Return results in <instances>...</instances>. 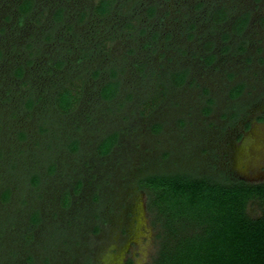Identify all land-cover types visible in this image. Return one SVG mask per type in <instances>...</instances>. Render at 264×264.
I'll use <instances>...</instances> for the list:
<instances>
[{
	"label": "rangeland",
	"instance_id": "rangeland-1",
	"mask_svg": "<svg viewBox=\"0 0 264 264\" xmlns=\"http://www.w3.org/2000/svg\"><path fill=\"white\" fill-rule=\"evenodd\" d=\"M21 1L0 0V264H155L164 228L140 178L264 181V0H116L100 17L98 0H33L24 15ZM113 72L118 92L102 99ZM65 85L79 97L64 113Z\"/></svg>",
	"mask_w": 264,
	"mask_h": 264
},
{
	"label": "trees",
	"instance_id": "trees-1",
	"mask_svg": "<svg viewBox=\"0 0 264 264\" xmlns=\"http://www.w3.org/2000/svg\"><path fill=\"white\" fill-rule=\"evenodd\" d=\"M115 1L98 0L93 6L94 14L99 17L106 15ZM33 3V0H22L18 6L20 14L30 12ZM154 11L155 6L148 7V14L152 15ZM217 15V20L226 17L222 8ZM54 18L62 19V8L55 11ZM83 18L84 14H81L78 20ZM247 22L248 15L241 14L235 18L232 28L241 33ZM125 26L130 27L131 24L126 23ZM228 37L223 35L225 40ZM228 49L229 45L223 47V51ZM215 58V52L205 57L207 63H212ZM15 74L22 76L23 67H17ZM187 77L188 69L170 73L171 81L177 86L182 85ZM119 83L113 72L111 78L100 86L99 96L105 100L112 99L118 92ZM243 88L242 83L233 86L231 98L237 97ZM78 97L79 91L65 85L57 91L54 101L57 108L65 113L76 106ZM211 101L209 98L208 102ZM34 102L29 98L26 106L31 108ZM209 111L210 108L206 107V113ZM259 119L264 120V116ZM116 140V132L102 138L97 145L98 153H109ZM69 148L75 150L77 142H71ZM33 179L37 182L36 176ZM139 184L148 193L149 206L155 210L164 228L155 264H264V181L222 182L206 175L178 171L146 175L139 179ZM79 185L80 182L77 188ZM9 193V189L3 191L2 199H8ZM66 203L67 195L64 197ZM252 203L258 205L260 214L253 216L248 212ZM33 220H37L36 213Z\"/></svg>",
	"mask_w": 264,
	"mask_h": 264
}]
</instances>
